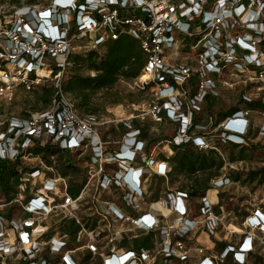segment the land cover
<instances>
[{"label":"built area","instance_id":"1","mask_svg":"<svg viewBox=\"0 0 264 264\" xmlns=\"http://www.w3.org/2000/svg\"><path fill=\"white\" fill-rule=\"evenodd\" d=\"M18 12L12 25H0V57L26 73L50 59L62 69L70 44L83 35L81 44L94 49L120 34L134 37L143 56L135 77L155 88L152 118L162 120L164 109L178 127L172 142L214 148L223 163L204 191L193 192L190 182L153 197L146 182L167 176L170 166L144 153L146 139L132 122L142 113L122 121L128 129L111 151L94 114L77 117L63 106L14 120L0 130L1 158H25L31 136L45 133L64 148L90 151L72 179L53 163L17 165L15 191L0 203V264H264L256 260L264 258V176L238 224L235 202L228 203L238 180L231 169L243 158L230 159L217 147L247 144L252 130L256 140L264 138V107L240 104L218 121L215 141L195 134L206 124L193 119L203 98L218 94L225 70L249 79L242 102L264 103V0H51ZM2 75L0 93L10 87ZM19 81L31 86L26 76ZM78 184L76 194L69 191ZM142 233L147 244L136 241Z\"/></svg>","mask_w":264,"mask_h":264},{"label":"rangeland","instance_id":"2","mask_svg":"<svg viewBox=\"0 0 264 264\" xmlns=\"http://www.w3.org/2000/svg\"><path fill=\"white\" fill-rule=\"evenodd\" d=\"M50 2L51 0H0V25L2 28L12 25V23L15 22V19H17V14L19 13L18 10L21 7L28 5L36 8L44 7L49 5ZM52 20L55 21L54 19ZM86 36L87 35H83L80 40L75 42L76 44H70L69 52L65 60L66 62L64 63L62 69L55 65L54 60L50 59L47 60L40 68H36L34 70L35 74L33 72L26 73V71H24L21 67L18 68L16 65L12 64L11 61H4L6 56L0 57V82L3 81L1 79V77H3V71L9 75L10 79V87L7 88L5 92L0 93V130H4L6 125L14 120L25 121L27 119H33V117L37 116L40 112L51 111L58 108L60 103L57 100H52L49 106L45 108L43 107V103L41 101L36 100V96L41 90V85L48 83L57 85L62 77H66L71 73H94L93 70L88 67L87 62L74 63L72 60H69L70 53H79L84 55L87 50L94 49L90 46V44H81L88 39ZM106 44L107 43L96 46L95 50L98 53H102L106 48ZM171 60L172 59L169 58V61ZM173 61L180 62L179 58ZM54 67L57 68L56 72H53ZM39 69L44 70V72L39 73ZM31 73L34 76L32 77L33 79L30 77ZM23 76H26V78L31 82V86L29 88L26 87V83L19 81ZM222 76H224V78L221 79L219 86L216 87L218 94H214L215 97L212 98L209 104L203 103L204 98L200 102L201 107L202 104L204 105V112L200 113L202 118L199 122L206 124V126L204 128H196L194 130L195 134H202L204 136L211 137L214 141L217 136L221 134V131L218 128L219 126H217L218 122L214 121L213 117L208 118V114L212 113V115H214L218 109L227 108L228 106L234 104L237 100L239 101L243 89L250 88V84H248L250 81L249 79H246L247 77H245V75H241V77L237 79L232 76L230 70H225L222 73ZM93 96V101L98 104V109L95 113H87L78 106H75V100L71 94H62L61 109L64 106L66 113L76 114L77 117L81 118L88 114L96 115L98 119L97 132L100 134L102 139L106 140L104 143L105 147L108 149H119L120 143L123 141L124 131L128 129L123 125L122 121L127 120L135 113H142L143 117H135L141 123L146 122L149 125L146 136L144 137L140 134L142 138L150 139V144H148V141L146 142L144 153L159 157L162 153L167 154L174 151L172 145L174 142L171 141V138L177 132V123L168 117H166V119L162 118L160 121H155L152 118L150 111L155 103V88L151 83L141 78H125L120 76L111 88L98 89ZM201 107L199 110H201ZM252 133L253 134L249 135V137L254 139V141L251 139L249 143L243 144L246 147L244 148L245 157L242 159V164L239 165L236 170L231 169L228 165L225 166L227 171H230L229 169H231L234 173L240 172L241 175L237 178L238 180L230 186V190H233L231 193L234 195L233 199L231 201L229 200L228 203L229 206H232V203L235 202L238 224H240L242 218L248 212L249 206L247 202L252 199V189L256 186V184H259V182H256V179L259 180V178H261L260 173L257 175L258 177L255 176L251 179L246 178L245 176L250 170H256L259 168L264 169V138L259 137V139L256 140L254 137L256 135L255 131L252 130ZM46 135L47 134L45 133L44 137H46ZM14 141H16V139H14ZM186 142L189 143V146L192 148L193 146H196L191 141ZM217 147L220 150L223 149L224 151L222 150V152L224 154H228V156L229 151L232 150V148L234 152L238 151V144L236 147H233L231 143H224L222 146L218 145ZM27 148L28 146L23 152L28 155H26L25 158H19L20 163L23 162L24 164L29 165L38 164L41 161L48 164L53 163L56 170L63 175L56 166V154L49 155V161H47L41 156V154H34L28 151ZM89 151V147L78 149L69 148L70 156L72 159L76 160L75 163L78 166L77 174L81 173V171L85 169L83 159ZM167 159L170 166L167 176H152L146 182L147 188L151 189V195L153 197L155 194H157V196L163 194L168 189L185 187L194 180L199 182L201 185L203 184V181H206V179L208 182L209 177L211 176H209L207 171H200V173L195 174L193 172L186 173L184 171H173L172 166L174 158L172 156L171 159ZM215 169L216 167L212 169L214 173L218 171V169H216L217 171ZM223 170L224 169H221V171ZM64 176L76 177V173L69 171L68 174ZM4 201L5 198L0 192V203ZM256 260L263 261L264 258L260 256Z\"/></svg>","mask_w":264,"mask_h":264},{"label":"trees","instance_id":"3","mask_svg":"<svg viewBox=\"0 0 264 264\" xmlns=\"http://www.w3.org/2000/svg\"><path fill=\"white\" fill-rule=\"evenodd\" d=\"M69 60L74 63L87 62L88 67L93 70V74L86 73H71L66 77H62L60 82L55 85L53 83L41 85V90L36 96L37 101L43 103V107L49 106L52 100L59 101L61 108V96L62 94H71L74 98V105L87 113H95L98 109V104L93 101L94 93L98 89L111 88L116 80L122 76L125 78H132L139 74L143 65V56L137 40L128 35L120 34L117 38L110 39L107 41L106 48L102 53H98L95 49H89L82 55L79 53H70ZM57 68H53V72H56ZM33 77V74H30ZM196 80L194 76L189 79V84H195ZM215 96L207 94L204 97L203 103L211 102ZM240 100L234 102V104L227 108L218 109L214 115L208 114L209 117H213L214 121H220L225 116L229 115L233 110L239 107L240 104L243 106H262L261 101H244L242 97ZM204 105L202 104L201 110L194 112L193 119L195 122H199L202 118L200 113L204 112ZM161 115L166 119L165 110L162 109ZM132 122L135 126L140 129L141 136H146L148 130V123L140 122L137 118H132ZM150 144V139L146 138V142ZM173 152L167 154H160L159 157L170 158L173 156L174 163L172 166L173 171H184L186 173H192L196 170L207 171L209 176L214 174L213 168L218 169L222 165V159L219 158L216 151L212 148L205 149L199 147H190L189 143L181 142L179 144L173 143ZM236 147V143L231 144ZM245 145H238V151L234 152L233 148L229 151V158L242 159L245 156L244 148ZM28 151L34 154H41L45 160L49 161V155L56 154V166L63 175H67L69 171L76 173L78 177V166L76 160L72 159L69 153V148L60 146L58 141L53 140V134H44L40 137L31 136V143L29 144ZM112 150V149H108ZM20 164L19 157L14 159H7L0 157V192L3 194L6 200L10 199L15 191L16 184L19 181L17 165ZM215 169V170H216ZM217 171V170H216ZM260 173L261 177L264 176V169L259 168L256 170H250L246 174V178H254ZM234 178H239L240 172L233 173ZM82 177V176H81ZM72 179L73 177L70 176ZM69 178V180H71ZM83 177L81 179L82 183ZM201 182V181H200ZM206 181L203 184H199L196 180L192 181L193 192L204 191L208 186ZM79 184L76 187L71 186L69 191L76 194L78 192Z\"/></svg>","mask_w":264,"mask_h":264},{"label":"crops","instance_id":"4","mask_svg":"<svg viewBox=\"0 0 264 264\" xmlns=\"http://www.w3.org/2000/svg\"><path fill=\"white\" fill-rule=\"evenodd\" d=\"M260 107H264V103H262V106ZM158 157V156H157ZM160 159H164L166 160L167 159V156L165 155V157H158ZM168 160V159H167ZM158 176H162V175H158ZM155 178V177H154ZM148 235L147 234H144L142 233L141 237H139L138 239H136V241L139 243V244H147L148 243Z\"/></svg>","mask_w":264,"mask_h":264},{"label":"bare ground","instance_id":"5","mask_svg":"<svg viewBox=\"0 0 264 264\" xmlns=\"http://www.w3.org/2000/svg\"><path fill=\"white\" fill-rule=\"evenodd\" d=\"M38 72H39V73H43L44 70L39 69ZM3 77L6 79V76L3 75Z\"/></svg>","mask_w":264,"mask_h":264},{"label":"clouds","instance_id":"6","mask_svg":"<svg viewBox=\"0 0 264 264\" xmlns=\"http://www.w3.org/2000/svg\"><path fill=\"white\" fill-rule=\"evenodd\" d=\"M57 30H58V28H57Z\"/></svg>","mask_w":264,"mask_h":264}]
</instances>
